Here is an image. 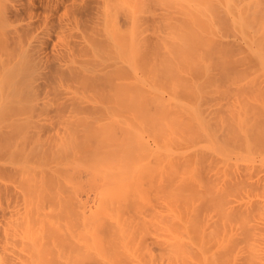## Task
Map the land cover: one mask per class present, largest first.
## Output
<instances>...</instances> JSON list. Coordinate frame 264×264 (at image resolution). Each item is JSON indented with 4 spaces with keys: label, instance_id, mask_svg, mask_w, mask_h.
I'll return each instance as SVG.
<instances>
[{
    "label": "bare ground",
    "instance_id": "bare-ground-1",
    "mask_svg": "<svg viewBox=\"0 0 264 264\" xmlns=\"http://www.w3.org/2000/svg\"><path fill=\"white\" fill-rule=\"evenodd\" d=\"M64 2L0 0V264H264V0Z\"/></svg>",
    "mask_w": 264,
    "mask_h": 264
},
{
    "label": "rangeland",
    "instance_id": "rangeland-1",
    "mask_svg": "<svg viewBox=\"0 0 264 264\" xmlns=\"http://www.w3.org/2000/svg\"><path fill=\"white\" fill-rule=\"evenodd\" d=\"M6 1H9V0H6ZM66 1H67L66 3L64 2L65 6H64L63 10H61L63 21L66 24L71 25L75 28L78 26H81L83 19H85V15L83 13H78V12L76 13L74 10H72L73 8H71L72 5L70 3L73 0H66ZM68 1H70V2L68 3ZM76 2H77V0H76ZM66 4H67V6H66ZM68 4H70V5H68ZM68 6H70V8ZM155 9H153V7L151 6L148 9L138 10V12L134 13L135 14L134 17H132L131 14H129L128 12H125L123 10H118L113 15L114 21L112 23L114 25L109 26V27H111L110 31H114L115 25L119 28L122 26L123 27L126 26V22H124L125 18L132 17L131 19L135 20L136 25L138 24V26L136 28L138 31V34L140 33V34H142V36L143 35H150L151 34V28L150 27L154 23L152 16L154 14ZM104 28L105 27L100 28V29H91V30H89V32L92 34L97 33L100 36H107L106 32L103 30ZM148 28H150V29H148ZM112 48H115V47L112 45ZM207 80L208 79L205 75L199 79V86L202 88V96H201V107L202 108L212 106L211 105L212 103H215L219 100L218 93L216 92L215 87L212 86L211 84H209ZM218 206H219V204H217V207Z\"/></svg>",
    "mask_w": 264,
    "mask_h": 264
}]
</instances>
